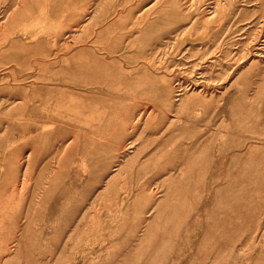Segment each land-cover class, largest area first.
I'll return each mask as SVG.
<instances>
[{
    "label": "rangeland",
    "instance_id": "rangeland-1",
    "mask_svg": "<svg viewBox=\"0 0 264 264\" xmlns=\"http://www.w3.org/2000/svg\"><path fill=\"white\" fill-rule=\"evenodd\" d=\"M0 264H264V0H0Z\"/></svg>",
    "mask_w": 264,
    "mask_h": 264
},
{
    "label": "bare ground",
    "instance_id": "bare-ground-1",
    "mask_svg": "<svg viewBox=\"0 0 264 264\" xmlns=\"http://www.w3.org/2000/svg\"><path fill=\"white\" fill-rule=\"evenodd\" d=\"M151 7H152V6H151ZM151 7H150V8H151ZM148 10H149V9H147L146 11H144V13L147 14V13H148ZM145 14H144V15H145ZM149 112H150V111H149ZM116 171L118 172V171H119V168L116 169ZM115 177H116L115 175H112L111 178H110L106 183L108 184V183H109L111 180H113V178H115Z\"/></svg>",
    "mask_w": 264,
    "mask_h": 264
}]
</instances>
